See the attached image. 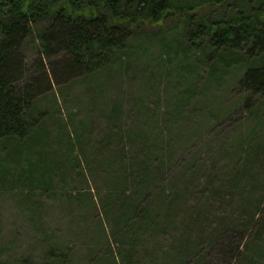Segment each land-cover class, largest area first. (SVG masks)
<instances>
[{"label":"rangeland","instance_id":"obj_1","mask_svg":"<svg viewBox=\"0 0 264 264\" xmlns=\"http://www.w3.org/2000/svg\"><path fill=\"white\" fill-rule=\"evenodd\" d=\"M142 46L144 56L94 79L64 76L62 54L43 63L26 46L29 72L45 78L39 102L50 112L47 145L62 128L85 126L88 150L82 164L58 169L49 191L0 189V263H43L57 244L74 264H264V103L246 109L238 69L210 80L197 69L201 85L182 107L183 82L165 73L159 42ZM139 129L158 134L156 147H164L153 164L163 173L149 191L160 193V203L178 195L169 226L140 224V214L125 219L136 190L117 180L137 167L142 143L129 133ZM32 201L41 203V218ZM161 210L154 214L162 222Z\"/></svg>","mask_w":264,"mask_h":264},{"label":"trees","instance_id":"obj_2","mask_svg":"<svg viewBox=\"0 0 264 264\" xmlns=\"http://www.w3.org/2000/svg\"><path fill=\"white\" fill-rule=\"evenodd\" d=\"M150 38L159 42L166 57L165 73L184 83L177 96L181 106L191 101L201 85L197 69L208 80L238 69L236 85L244 93L246 109L253 111L256 101L264 103V0H0L1 190L49 191L62 165L74 167L87 157L85 126L73 132L62 128L56 143L47 145L50 112L39 102L45 78L29 72L26 46L33 45L43 63L44 56L62 54L64 76L94 79L144 56L142 45ZM133 134H139L135 138L142 143L137 167L117 180L136 190L124 203L125 219L140 214V224L169 226L178 195L160 203V193L149 191L163 173L153 164L164 147H156L158 134L151 137L145 129L130 131L129 136ZM247 153L251 157L247 159L253 160L254 151ZM171 155V150L165 154L168 159ZM243 169L245 175L253 172ZM37 202L32 201L33 215L41 218ZM161 208L162 222L154 214ZM246 221L245 229L254 218ZM260 222L264 227V216ZM0 264L74 262L56 244L48 248L43 263L22 258Z\"/></svg>","mask_w":264,"mask_h":264}]
</instances>
